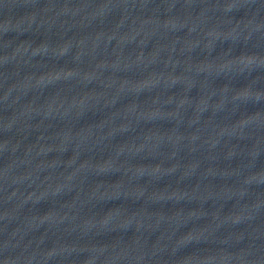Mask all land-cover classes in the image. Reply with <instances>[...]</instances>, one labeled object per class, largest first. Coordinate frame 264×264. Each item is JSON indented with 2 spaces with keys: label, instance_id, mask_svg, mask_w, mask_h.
Listing matches in <instances>:
<instances>
[{
  "label": "water",
  "instance_id": "obj_1",
  "mask_svg": "<svg viewBox=\"0 0 264 264\" xmlns=\"http://www.w3.org/2000/svg\"><path fill=\"white\" fill-rule=\"evenodd\" d=\"M0 264H264V0H0Z\"/></svg>",
  "mask_w": 264,
  "mask_h": 264
}]
</instances>
